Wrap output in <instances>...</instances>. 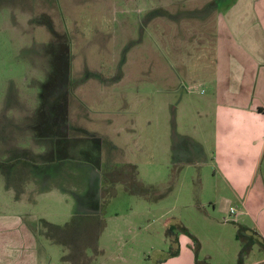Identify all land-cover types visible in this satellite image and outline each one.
Instances as JSON below:
<instances>
[{
  "label": "rangeland",
  "instance_id": "374dc122",
  "mask_svg": "<svg viewBox=\"0 0 264 264\" xmlns=\"http://www.w3.org/2000/svg\"><path fill=\"white\" fill-rule=\"evenodd\" d=\"M209 1L0 0V217L35 223L37 264H239L248 171L182 138L213 128L214 24L183 15Z\"/></svg>",
  "mask_w": 264,
  "mask_h": 264
},
{
  "label": "crops",
  "instance_id": "0c3cea01",
  "mask_svg": "<svg viewBox=\"0 0 264 264\" xmlns=\"http://www.w3.org/2000/svg\"><path fill=\"white\" fill-rule=\"evenodd\" d=\"M219 1L210 0L203 8L183 14L185 20L190 14L200 15L195 19L198 32L214 24V38L209 39L214 64L210 76L198 81L209 90L206 103L213 109L209 115H199L213 128L205 130L201 124L198 132L196 125L201 140L189 134L182 138L200 149L209 144L222 149L224 163L231 158L234 163L241 160L248 173L234 178L233 190L237 192L241 183L247 210L241 214L250 216L255 226L246 227L264 239V176L255 168L256 161L264 159V0ZM198 39L205 43L207 38L200 32ZM237 147L238 152L231 151ZM28 218L11 213L0 217V264H37V226Z\"/></svg>",
  "mask_w": 264,
  "mask_h": 264
},
{
  "label": "trees",
  "instance_id": "16d2710c",
  "mask_svg": "<svg viewBox=\"0 0 264 264\" xmlns=\"http://www.w3.org/2000/svg\"><path fill=\"white\" fill-rule=\"evenodd\" d=\"M173 230L174 228L171 230V233L173 232ZM183 232H185V230H183ZM237 240L240 242L242 248L239 257V264L244 263V260L249 256L255 245H258L261 249L264 250V239L257 233V231L246 226H239ZM171 243L173 245V248L175 247L171 254L173 257H176L179 255L178 240L174 239L173 237ZM194 244V254L197 257L199 245L196 242ZM197 263L209 264L205 261H200L199 259H197Z\"/></svg>",
  "mask_w": 264,
  "mask_h": 264
},
{
  "label": "built area",
  "instance_id": "2783aa9c",
  "mask_svg": "<svg viewBox=\"0 0 264 264\" xmlns=\"http://www.w3.org/2000/svg\"><path fill=\"white\" fill-rule=\"evenodd\" d=\"M230 213H231V215H236V214H237V210H236V208L231 207V209H230Z\"/></svg>",
  "mask_w": 264,
  "mask_h": 264
}]
</instances>
